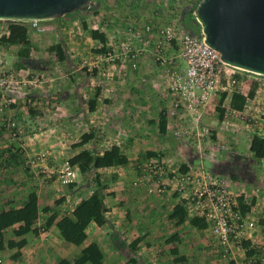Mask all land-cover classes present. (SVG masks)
Here are the masks:
<instances>
[{
	"label": "rangeland",
	"instance_id": "rangeland-1",
	"mask_svg": "<svg viewBox=\"0 0 264 264\" xmlns=\"http://www.w3.org/2000/svg\"><path fill=\"white\" fill-rule=\"evenodd\" d=\"M199 1L91 0L92 8L88 13L40 22L35 28L24 23L30 53L29 60L20 67L15 66L19 45L15 38L8 36L7 23L0 21V185L9 191L6 193L9 197L2 199L14 198L8 202L7 208L19 206L23 196L33 191L38 197V229L43 227L50 214H58L62 202L61 209L66 212L69 201L61 183L67 172L65 163L72 154L82 150L101 153L117 147L114 146V120L118 119L114 118L117 115L115 102H138L137 113L125 115L138 122H135L137 133L143 135L147 131L151 141H157L155 139L160 135L146 120L155 111L144 106L152 110L158 107V113L163 108L160 103L156 106L157 99L150 92H144L142 98L138 93H131L129 83L135 78L133 82L140 89L150 87L149 83H152L158 86L164 97L170 98V115L178 117L179 124L165 142L173 150L176 145L184 143L185 151L195 161L188 169L204 173L211 182H221L233 213H238L236 225L243 227H238L239 243L230 246L239 256L235 260L223 259L221 264H246L252 257L264 254V227L259 225L264 219V152L255 155L248 151L253 135L264 138V84L259 85L253 76L237 72L235 84L227 86L221 80L204 107L197 112H187L173 107V98L164 81V69L177 67L175 64L179 61L175 38L181 28L180 14L185 7ZM144 16L157 24L161 21L160 28L164 27L169 37L165 39L154 34L145 43L138 33V37L133 34L130 39L125 31L127 17L141 21ZM91 30L103 33L105 42L93 40L89 36ZM129 39L134 41L128 50H121L119 41L125 43ZM57 44L64 51L65 62H58L49 52V48ZM118 46L120 48L116 49ZM141 58L154 68V76L140 73ZM118 68L124 71V75L117 78ZM253 88L250 97L248 94ZM232 92L247 97L240 112L228 107V96ZM222 93L227 97L222 102L223 114L219 120L214 108ZM95 98V109L89 112L87 102ZM126 130H129L127 135L133 134L129 125ZM175 131L180 135H174ZM89 133L93 138L82 142L81 135ZM153 157L142 160L144 165L140 168L139 179L151 189L148 193L175 197L172 186L166 183L181 165L180 161L172 160L175 170L172 164L167 167L161 161L163 154L158 152ZM31 161H34L32 167ZM149 161L157 164L159 170L145 168ZM148 171L158 176L150 179ZM231 173L234 180L230 178ZM161 183L164 191L158 193L155 187ZM239 205L246 208L245 212L242 213ZM249 223H252L251 228ZM12 229L4 232V238L10 237ZM201 237L204 238L203 234H199ZM242 243H246L245 246ZM247 250L252 251L250 257L245 255ZM5 256L0 255L2 259Z\"/></svg>",
	"mask_w": 264,
	"mask_h": 264
},
{
	"label": "crops",
	"instance_id": "crops-1",
	"mask_svg": "<svg viewBox=\"0 0 264 264\" xmlns=\"http://www.w3.org/2000/svg\"><path fill=\"white\" fill-rule=\"evenodd\" d=\"M138 69L141 74H146L148 77L154 76V68L149 66L146 59L141 58L139 60ZM134 72L137 71L134 70ZM116 73L117 78L124 75V71L119 68ZM133 80L136 79L133 78L129 83L132 94L138 93V96L142 98L144 92H150L157 99L156 106L160 103L163 108L162 113H158V107L152 110L150 107L144 106L145 109L149 108L148 110L155 111L154 115L156 114V116L153 117V115L146 120L149 121L152 129L153 126L156 128L155 131L160 137L155 139L156 142H152L146 133L147 131L143 130V135L137 133L139 132L136 126L138 122L133 117L130 118L125 115L134 116L138 110L137 106H140L138 102L134 100L128 101L126 104L115 102L114 111L117 115L114 118L118 119L114 120L116 134L114 146H117L127 157V163L97 171L99 181L107 187L103 191V203L107 208L106 222L100 227L90 223L85 230L86 238L80 246H72L62 241L54 228L55 222L57 219L69 216L77 202L87 198L95 189L94 183L89 181L91 177L84 181L75 167H68L71 172L70 182L62 183L65 187L66 200L69 201L68 207L65 209L66 212L61 209L63 207L62 202L57 218L49 228L38 229L37 223H35L34 227L39 232L37 236L30 233L14 238L11 232L10 237L4 238L5 230L3 232L4 243L9 240L24 239L26 244L18 250L16 259L11 258L17 251L16 249L1 251L0 255L6 254V256L3 259L0 257V264H57L62 260L73 264L80 256L81 251L90 244H95L102 254L100 264H123L128 258L135 259L137 264H221L223 259L235 260L239 256V253L232 250L231 246L225 249L217 246L216 240L206 228L198 230L189 225L188 220L176 225L177 219L173 212L181 206L176 196L172 197L169 194L154 196V194L148 193L147 185L139 179L140 168L145 159L154 158L153 155L158 154V152L163 154L161 161L167 167L173 165L172 160H178L181 165L188 169L194 165L195 161L192 156L190 157L187 150L185 151L184 143L180 146L176 145V149L173 150L165 142L179 124L178 117L170 115V98L164 97L163 92L155 84L149 83L151 84L150 87L145 86V88L140 89V86L135 85L136 82ZM162 82L164 81L162 80ZM114 96L117 97V95ZM159 116H163L165 120L163 132L158 131ZM128 125L133 132L130 136L127 135L129 130H126ZM144 135H146L147 140ZM125 140L127 141L124 142ZM181 165L177 167L179 168ZM172 169L176 170V166L173 165ZM106 170L109 172L106 173ZM109 174L113 175L114 179L110 180ZM69 184L74 186L69 189ZM7 192L9 191L0 185V211L6 210L8 202L14 200V198L9 199V201L2 199L5 196L9 197ZM25 200L26 195L23 196L20 205L15 208L21 207ZM190 218L189 216L186 217V219ZM199 234H203L204 238H199ZM130 243H134L133 246ZM236 249L240 251L238 247ZM171 250L176 251V254H172ZM178 258H182V260L177 261Z\"/></svg>",
	"mask_w": 264,
	"mask_h": 264
},
{
	"label": "trees",
	"instance_id": "trees-1",
	"mask_svg": "<svg viewBox=\"0 0 264 264\" xmlns=\"http://www.w3.org/2000/svg\"><path fill=\"white\" fill-rule=\"evenodd\" d=\"M197 3L185 7L180 14V24L181 29L190 35H200V29L193 17V10L195 9ZM91 6L87 11L83 13H88L91 11ZM83 13H73L70 15H81ZM67 15V16H70ZM64 16V17H67ZM62 18V17H61ZM7 23V32L8 36L15 38L19 49L16 51L15 56L17 58L16 67H20L23 62L29 60L30 53V42L27 35V28L23 25V22L16 21H5ZM196 27V28H195ZM89 36L98 41L99 43H104L105 38L104 34L98 32L97 30L89 31ZM49 52L54 56V58L62 63L65 62L66 57L61 45L57 44L49 48ZM85 72V70H82ZM88 75V74H87ZM254 88L250 90L248 96L254 92ZM226 93H222L218 104L215 106L214 111L218 114V119L221 120L223 110L221 109L222 102L226 98ZM247 97L238 92H232L228 96V107L232 111L240 112L245 104ZM105 103V101H104ZM88 111L93 112L96 106V98L91 99L87 102ZM165 126V120L163 116H159L158 120V131L163 132ZM93 138L91 133L81 135L80 139L82 142L86 143ZM248 151L251 154L259 155L264 152V138L257 135H253L249 140ZM154 156V155H153ZM127 163V157L119 150L117 147H112L108 150H105L101 153L90 152L87 150H82L79 153L71 156L67 159L66 164L68 167H75L80 177L86 181L91 177V181L95 185V189L89 194L85 199H81L74 206L69 216L57 219V214H50L43 223V229L49 228L54 224L58 235L67 244L72 246H80L85 238V230L87 226L92 223L97 227L102 226L105 222V213L107 208L103 203V191L106 190V185L99 181L98 170L104 168L118 167ZM188 169L186 166L181 165L178 168V172L184 173ZM232 180L235 179L233 173L229 174ZM114 179L112 175L111 179ZM74 186L69 184L68 188ZM57 203V201H56ZM242 213L245 212L246 208L243 205H239ZM38 202L37 195L30 191L26 194V200L24 204L19 208H7L6 210L0 211V252L5 249H16L17 251L11 256V258L16 259L18 256V250L21 249L26 241L21 239L19 241L9 240L6 243L3 241V232L7 229H12V235L14 238H19L26 234L38 235V229L34 227L35 223L38 220ZM173 215L176 216V225L181 224L185 220H188V224L192 227L203 230L206 228V223L200 217H191L186 219V211L180 206L173 212ZM172 215V216H173ZM259 225L264 227V219L259 221ZM134 243H132L133 246ZM246 243H242V245ZM241 245V246H242ZM172 254H176V251L171 250ZM252 254L251 250L246 251V257H250ZM102 260V254L100 253L98 247L95 244H90L85 247L80 256L73 262V264H84L88 262L89 264H100ZM182 258H178L177 261H181ZM57 264H69L66 261H60ZM123 264H137L135 259L128 258L127 261Z\"/></svg>",
	"mask_w": 264,
	"mask_h": 264
},
{
	"label": "built area",
	"instance_id": "built-area-1",
	"mask_svg": "<svg viewBox=\"0 0 264 264\" xmlns=\"http://www.w3.org/2000/svg\"><path fill=\"white\" fill-rule=\"evenodd\" d=\"M160 22L158 24L154 23L151 19H147L146 16L141 21L136 17L132 19L127 17L125 31L130 39L134 37L133 34H136L138 37L139 33V37L144 39L145 43L154 34L167 39L169 33L164 27L160 28ZM23 23L29 25L30 28H35L40 22L32 20ZM130 39L125 43L119 41V44L122 45L121 50H128L134 41ZM175 40L177 41L179 51L177 67L168 70L164 69L163 71L167 91L174 101V108L187 112L199 111L207 103L210 95L216 90L221 80L227 86L236 83L235 74L237 72L253 76V80L257 84L260 82L259 85L264 84V76L244 72L221 62L219 54L204 43L201 34L199 36L190 35L179 28L178 36ZM119 48V46L116 47V49ZM181 63H183V67ZM174 135L179 136L180 133L175 131ZM152 162L149 161L145 168L148 170H159L158 165ZM29 164L32 167L34 161L29 162ZM65 166L67 172L61 180V183L64 184L69 183L71 178V172L66 163ZM173 174L168 181L169 183L166 184L172 186L173 194L177 196L179 202L181 201L180 205L185 209L187 216L202 218L206 223V228L209 230L210 235L216 240L217 246L225 249L230 245L238 244V227L242 228L243 226L236 225L239 216L237 212L233 213V207L228 201L225 186L221 182L209 181V178L202 172L190 169L184 173L178 172L177 169L173 171ZM147 175L148 178L154 179L157 174L148 171ZM155 188L158 193L164 191L162 183L158 184ZM148 192H151V189H148ZM251 226L252 223H249L248 227L251 228ZM263 263L264 254L252 257L246 261V264Z\"/></svg>",
	"mask_w": 264,
	"mask_h": 264
},
{
	"label": "water",
	"instance_id": "water-1",
	"mask_svg": "<svg viewBox=\"0 0 264 264\" xmlns=\"http://www.w3.org/2000/svg\"><path fill=\"white\" fill-rule=\"evenodd\" d=\"M90 6L91 0H0V21L45 22ZM192 14L221 62L264 76V0H200Z\"/></svg>",
	"mask_w": 264,
	"mask_h": 264
}]
</instances>
